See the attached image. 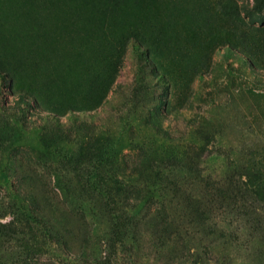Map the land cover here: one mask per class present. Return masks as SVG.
Returning <instances> with one entry per match:
<instances>
[{"label":"rangeland","instance_id":"1","mask_svg":"<svg viewBox=\"0 0 264 264\" xmlns=\"http://www.w3.org/2000/svg\"><path fill=\"white\" fill-rule=\"evenodd\" d=\"M0 224V264H264V0H0Z\"/></svg>","mask_w":264,"mask_h":264},{"label":"trees","instance_id":"2","mask_svg":"<svg viewBox=\"0 0 264 264\" xmlns=\"http://www.w3.org/2000/svg\"><path fill=\"white\" fill-rule=\"evenodd\" d=\"M31 214V216L34 218V215H33V213L31 212L30 213ZM119 223V222H118ZM0 229L1 230H3V232H5V233H13L12 231H13V228L12 227H10L9 225H4V224H0ZM79 260H85V258H80V257H77V260H76V263L77 264H79ZM86 264H89V262H87Z\"/></svg>","mask_w":264,"mask_h":264}]
</instances>
